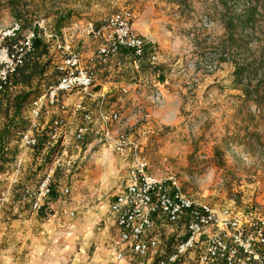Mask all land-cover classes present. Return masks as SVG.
I'll list each match as a JSON object with an SVG mask.
<instances>
[{"label": "rangeland", "instance_id": "rangeland-1", "mask_svg": "<svg viewBox=\"0 0 264 264\" xmlns=\"http://www.w3.org/2000/svg\"><path fill=\"white\" fill-rule=\"evenodd\" d=\"M84 1L89 3L82 4L81 0H20V3L22 10L27 12L22 13L27 15L30 28L34 25L53 26L54 12L62 8L72 10V23L78 26L87 21L98 23L121 8L130 9L133 19L139 15L146 18L154 15L163 17L165 29L181 42L176 53L181 61L173 69L174 72L183 76L182 81L195 77L196 73L209 77L206 82L210 83L205 89L180 93L183 104L179 108V115L187 127L181 141H185L189 149L193 148V152L166 154V168L157 162L150 151L142 152L137 148V151L121 155L111 152L108 146L92 144L91 139L83 141L78 151L76 145L79 142L71 140L67 151L69 155H77L76 164L68 172H54L49 196L38 210H32L30 198L26 196L22 201L20 198L27 194L26 189L37 187L44 172V163L50 162L60 145L57 143L51 147L49 155L41 163L36 155L26 154L17 168L15 160L20 155L14 141L16 158L8 174L0 175V264H155L154 256L128 258L125 255L123 260H115L111 248L115 228L106 219L107 205L116 192L118 176L125 173L136 156H144L150 170L157 176H177L185 194L215 211L231 206L243 214L264 215V84L259 86L257 94L248 98L241 84L235 83L233 75L235 62L253 63L250 69L253 86L255 78H259V75L254 76L253 68L261 66L264 70V14L259 15L252 26L245 28L244 32L249 34L248 44L244 40L230 44L219 19L222 9L217 0ZM15 21L6 0H0V36ZM27 30L20 31L18 38ZM65 35L81 53L86 51L87 46L83 44L85 35L74 34L70 30H66ZM87 38L89 42H94L93 54L98 41ZM150 43L159 55L156 70L162 81L160 53L154 47L155 43ZM92 54L84 56V61L87 65H95L92 67L96 72L95 90L105 93L103 108L117 109L121 113L113 103L127 89L120 87L113 94V84L108 83L132 82L135 77L144 80V86H141L153 101L155 90L149 82L148 73L151 70L146 58L140 61L136 70L132 58L125 59L118 55L114 62L102 66L90 61ZM53 56L54 52L47 50L41 62L48 63L52 68L39 80L32 79V87L23 90L36 89V92H41L53 83L50 78L55 69ZM213 64L215 68H210ZM116 67L120 68L114 69ZM169 70H172L171 66ZM76 101V95L68 98V118L74 123L78 113L73 115L71 108ZM160 104H163L162 94ZM160 104L152 102V105ZM96 105L97 101L90 102L91 109ZM11 113L9 108L6 114L10 116ZM216 119L219 123L214 125ZM3 122L4 115L0 114V128ZM220 127L221 130L217 131ZM121 156H125L124 161L119 158ZM65 183L69 193L63 195L60 189ZM14 232H18V235ZM178 233H184L181 223L173 236L166 240L165 237L161 238V241H165L166 252L173 248ZM182 264L194 263L190 258L187 261L185 258Z\"/></svg>", "mask_w": 264, "mask_h": 264}, {"label": "built area", "instance_id": "built-area-1", "mask_svg": "<svg viewBox=\"0 0 264 264\" xmlns=\"http://www.w3.org/2000/svg\"><path fill=\"white\" fill-rule=\"evenodd\" d=\"M132 21L131 10L121 8L98 23L87 21L79 26L72 23L60 33L51 31L50 26L34 25L11 46L3 40L16 38L20 23L15 21L2 32L0 90L9 74L32 52L36 38L48 45L49 53L54 52L58 73L56 81L29 100L20 114L26 128L17 133L15 141L20 155L15 160L17 168L26 154L36 155L41 163L51 147L60 145L50 162L44 163L37 187L26 189L27 194L20 198L22 201L29 197L32 210H38L49 196L54 172H68L76 164L77 155H69L67 151L71 140L79 142L76 145L78 151L81 150L78 146L89 139L92 144L108 146L111 152L121 155L137 151L138 147L128 141L125 133L115 131L121 120L120 111L103 108L105 93L95 90V70L84 63L80 50L65 35V31L70 30L98 41L90 61L102 66L114 62L118 52L127 49L133 67L138 70L140 57L147 50L145 58L151 70L148 71L149 82L155 90L153 102L160 104L158 87L161 81L156 70L158 52L133 29ZM209 67L215 68V65ZM70 95L78 98L71 108L73 115L78 113L74 116L75 120L77 118L75 123L68 118ZM94 100L97 105L91 109L90 102ZM116 182L117 189L107 211L116 230L111 248L117 260L127 251L140 258L154 256L155 264H182L187 257L194 264H264V215L243 214L231 206L215 211L185 194L177 176L154 174L144 156H136ZM60 192L63 195L69 193L66 183ZM180 223L184 233L177 234L173 248L166 252L165 241L161 238L166 240L173 236Z\"/></svg>", "mask_w": 264, "mask_h": 264}, {"label": "crops", "instance_id": "crops-1", "mask_svg": "<svg viewBox=\"0 0 264 264\" xmlns=\"http://www.w3.org/2000/svg\"><path fill=\"white\" fill-rule=\"evenodd\" d=\"M163 19L164 18L160 15L150 16L149 18L139 15L132 21L133 29L147 41L155 43L154 47L159 50L160 66L161 68L163 67V73L158 91L162 94L163 104L157 106L152 105L153 101L149 94L143 90L142 86H144V80L140 77L137 79L135 77L132 82L120 81L115 83L110 82L108 84H113V94L117 93L120 87L125 86L127 89L125 94L121 96H118V94V97L115 98L113 103L121 110V120L115 127V131L125 133L128 141L136 144L139 151L152 152V154L156 156L157 162L164 167L166 154L193 152V148L189 149L187 143L181 141V139L185 137L184 132L187 130V127L186 124L183 123V117L179 115V108L183 104V95L180 93H184L186 90L205 89L210 82H206L208 81V76H202L197 73L195 77L190 79L184 78L185 80L182 81L183 76L181 77L179 73L174 72L173 69L177 68L181 61V57L176 56L178 49H180L181 42L176 39L170 31L165 29L166 22ZM83 44L87 46L86 51L81 53L84 60V56L87 57L92 54V50L95 46L94 42H89L86 36H84ZM84 63L86 64L85 61ZM87 66L92 68L95 65L88 64ZM123 66L124 64L122 67ZM167 66L168 69L166 68ZM170 66L172 70H169ZM118 68L120 67L114 69ZM197 79L199 82H194ZM109 89L111 90V88ZM218 123L219 120L216 119L214 125ZM220 130L221 127L217 129V131ZM123 157L125 156L119 158L124 161ZM153 170L156 172L155 169ZM106 213L107 221L113 225L107 209ZM14 222L15 220L11 225L14 224ZM14 233L18 235V232ZM116 236L115 230V238ZM125 253L128 258L134 257L127 251H125ZM123 258L120 260H123ZM187 260L189 259L186 258V261Z\"/></svg>", "mask_w": 264, "mask_h": 264}, {"label": "trees", "instance_id": "trees-1", "mask_svg": "<svg viewBox=\"0 0 264 264\" xmlns=\"http://www.w3.org/2000/svg\"><path fill=\"white\" fill-rule=\"evenodd\" d=\"M82 1L80 2L82 4L89 3ZM217 2L222 9L219 19L226 31V40L230 44L243 40L248 44L249 34H246L244 30L247 26H252L259 15L264 14V0H217ZM6 6L13 18L20 23L17 37L4 38L3 40L4 44L11 46L17 41L20 31L30 29L31 26L27 22L29 21L27 15L24 16L22 13L27 14L26 11L22 10L20 0H6ZM72 13L71 9L66 8L56 10L54 12L53 26L50 27L51 31L60 33L62 28L69 26L73 21L71 19ZM47 50V44L40 39H34L32 52L27 54L23 63L18 65L9 74L7 82L3 89L0 90V114L4 115V122L0 128V175L4 173L8 174L10 165L16 158V145L14 141L18 138L17 133L26 128V122L20 115L21 110L29 100L39 93L36 92V89L27 91L23 89L25 87L31 88L32 79L37 78L39 80L40 77H43L52 68L48 63L41 62V57L47 53ZM146 54L147 50L140 57L141 62L144 60ZM118 55L121 58H131L130 51L127 49L120 50ZM252 64L251 62H235L233 71L235 83L241 84L244 94L248 98L254 93L257 94L259 86L264 84V70L261 66H258L253 68V73L255 77L259 75V78H255L254 85L251 86L250 69ZM52 71L50 78L53 79L52 82H55L58 73L54 68ZM9 108L12 110L10 116L6 114ZM51 195H53V190Z\"/></svg>", "mask_w": 264, "mask_h": 264}, {"label": "bare ground", "instance_id": "bare-ground-1", "mask_svg": "<svg viewBox=\"0 0 264 264\" xmlns=\"http://www.w3.org/2000/svg\"><path fill=\"white\" fill-rule=\"evenodd\" d=\"M107 153H108V152H107ZM104 154H105V155H107V156H108V158H110V155H109V154H106V152H105V151H104ZM108 161H109V166H110V160H108ZM103 178L105 179L106 177H105V176H103ZM104 179H103V180H104Z\"/></svg>", "mask_w": 264, "mask_h": 264}]
</instances>
